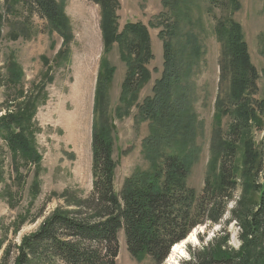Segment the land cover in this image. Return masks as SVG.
<instances>
[{
  "label": "trees",
  "instance_id": "16d2710c",
  "mask_svg": "<svg viewBox=\"0 0 264 264\" xmlns=\"http://www.w3.org/2000/svg\"><path fill=\"white\" fill-rule=\"evenodd\" d=\"M9 1H13L12 7L19 5L23 10L19 16L24 23H17L14 33H27L29 26L24 13L38 14L52 32L60 34L65 47L70 44L69 20L56 0ZM90 1L102 10L104 51L109 52L118 43L128 68L121 96L125 110H116V116L121 119L122 115L130 114L140 91L151 79L147 68L153 58L150 32L141 23H127L121 29L119 0ZM184 2L163 1L173 16L159 34L164 47L163 72L154 86V96L137 105L139 118L143 122L151 121L152 134L143 142L149 170L127 178L121 192L116 193L117 163L113 158L116 128L108 112V91L115 68L103 60L95 93L94 113H98L99 121L96 117L92 132V192L76 201V210L56 211L36 232L26 236L20 246L12 248L14 251L8 248L7 258L15 252L11 264H117L121 233L133 258L138 261L149 258L155 264H164L176 244L199 227L220 225L228 213L230 219L226 223L235 221L239 226L240 249L220 255V247L208 245L191 250L190 259L182 264H264V153L257 150L248 130L250 123L260 126L264 122L261 113L252 108L250 99L259 74L251 62L241 25L233 19L219 21L215 33L225 44V64L232 71L229 100L237 107L227 109L219 98L216 124L220 127L222 117L235 115L243 125L231 126L225 140H212L204 189L198 194L188 185L198 162L199 148L195 144L197 119L186 91L189 86L184 81L190 77L194 60L200 59L201 50L191 32L185 33L182 47L176 49L173 44L175 33L181 31L179 22L189 17L187 12H182ZM231 2L239 10V0ZM14 33L10 32L11 37ZM8 69L14 76L10 74L7 83L19 87L23 75L20 68L10 64ZM34 112L35 102L29 101L23 108L19 104L15 114L0 119V139L7 145L17 183L22 180L21 167L41 165L36 128L32 124ZM239 186L244 188L243 198L229 211V203ZM216 240L217 237L213 243Z\"/></svg>",
  "mask_w": 264,
  "mask_h": 264
},
{
  "label": "rangeland",
  "instance_id": "374dc122",
  "mask_svg": "<svg viewBox=\"0 0 264 264\" xmlns=\"http://www.w3.org/2000/svg\"><path fill=\"white\" fill-rule=\"evenodd\" d=\"M56 1L63 7L72 31L67 47L60 34L52 32L38 14L24 13L29 29L24 35L14 33L17 23H24L19 16L23 10L19 5L12 7L13 1L0 0V119L15 114L19 104L23 108L27 102L34 101L32 124L41 156L40 167L20 168L22 180L17 183L7 145L0 139V264L12 263L15 252L7 258V249L11 247L14 251L12 248L20 246L26 236L36 232L45 219L58 210H76V201L92 192V132L94 120L98 119V113H94L95 93L103 60L115 68L108 91V112L116 128L113 155L117 163L116 193L121 192L127 178L150 168L143 153V142L152 134L151 121L143 122L139 118L137 105L154 96V86L162 76L164 47L159 34L173 19L163 6L164 0H119L121 29L127 23L147 26L153 52L147 64L151 79L140 91L130 114L122 115L121 119L116 116V110H125L121 96L128 68L118 43L109 52L104 51L101 7L90 0ZM239 5L236 10L231 0H185L182 12H187L189 17L179 22L181 31L173 38L178 49L186 40L185 33L191 32L197 37L196 44L201 50L200 59L194 60L190 77L186 83L184 81V85L189 86L186 91L197 119L195 144L199 148L198 162L188 185L198 194L204 189L212 140H225L231 126L243 125L235 115L222 117L220 127L216 124L219 98L227 109L237 107L229 100L232 71L225 64V44L215 33L219 21L233 19L242 27L251 62L259 74L256 89L250 96L251 106L261 113L264 121V105H259L264 103V0H239ZM10 32L14 33L12 37ZM63 51L66 53L60 54ZM10 64L17 65L23 74L19 87L7 83L12 75L8 69ZM248 130L257 150L264 153V122L260 126L250 123ZM240 161L238 156V163ZM243 194L244 188L239 186L229 203V211ZM229 219L230 213L220 225L197 228V241H186L164 264H182L190 259L191 250L208 245L220 247V255L238 251L241 247L239 226L235 221L227 225ZM215 237L217 240L213 243ZM120 244L117 264H155L149 258L142 261L133 258L122 233Z\"/></svg>",
  "mask_w": 264,
  "mask_h": 264
},
{
  "label": "bare ground",
  "instance_id": "6f19581e",
  "mask_svg": "<svg viewBox=\"0 0 264 264\" xmlns=\"http://www.w3.org/2000/svg\"><path fill=\"white\" fill-rule=\"evenodd\" d=\"M202 228V227H200ZM196 230L193 231V233L184 241H182L181 243L179 244H176L173 249H172V252H171V255H174L181 247V245H183L186 241H190V240H194V241H197V237H196ZM186 244V243H185ZM182 252V251H181ZM173 257V256H172ZM171 257V258H172Z\"/></svg>",
  "mask_w": 264,
  "mask_h": 264
}]
</instances>
